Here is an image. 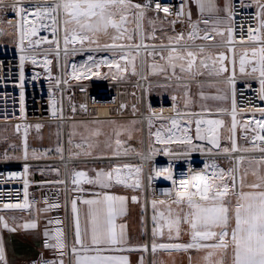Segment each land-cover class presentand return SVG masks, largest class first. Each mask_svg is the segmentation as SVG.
Returning <instances> with one entry per match:
<instances>
[{"label":"rangeland","instance_id":"374dc122","mask_svg":"<svg viewBox=\"0 0 264 264\" xmlns=\"http://www.w3.org/2000/svg\"><path fill=\"white\" fill-rule=\"evenodd\" d=\"M16 7L0 5V11ZM31 8H21L22 36L24 39L36 36L46 50H54L58 46L67 49L63 57L56 51H48L46 55L39 56L37 63H47L45 73L53 77L55 83L61 79L63 84L75 86L76 119L68 122L65 128L58 121L32 123L23 131L15 130L13 125L0 124V160L56 159L66 151L75 162L66 169L61 163H41L33 168L34 177L38 171H44L47 178L62 177L68 171L70 177L83 183L85 188L92 178L106 179L111 169L125 164L138 165L140 173L133 178L134 182L139 178L140 188H126L106 180L131 194L136 210L133 218L143 236L139 247L141 254H147L149 258L148 252L142 249L147 242L155 245L154 253L165 255L233 247L234 235L246 213L244 209L253 206L254 202L264 201L250 197L248 182H243L244 164L257 159L241 158L237 166L227 155L212 159L211 171L215 170L216 176L199 179L191 197L153 200L147 209L145 175L139 157L145 152L168 155L227 154L232 151L234 128L225 113L230 102V89L223 78L234 66V60L240 76L254 75L261 66L264 70V52L261 55L254 45L246 44L237 48L236 54L230 57L225 49L218 48L222 47L218 43L224 40L226 32L211 28L202 30L200 25H208L199 19L197 24L188 18L193 22L191 27L185 22L176 28L171 21L151 12L145 11L147 13L143 12L142 16L137 13L141 23L138 20L135 24L130 44L126 46L122 39L119 40L123 37L120 24L107 19L106 23L100 24L90 15L88 20L72 23L76 28L68 30L64 9L59 27L54 6L43 5L34 7L35 12L27 11ZM144 14L147 15L142 18ZM179 31L182 34L179 35ZM18 37L15 26L0 22V50H16ZM107 39L115 43L108 44ZM141 42L149 46L142 56L129 48ZM117 45L123 48L110 47ZM208 45L223 53L221 71L206 70V65L203 66V63H209L204 60L206 55H210L207 54L210 51L206 48ZM82 87H88L95 93H118L126 103L123 117L98 119L83 115L78 110L80 93L77 91ZM165 101H174V110L180 114L152 116L153 106ZM261 119L257 115H244L238 128H249L248 122L260 125ZM174 132H177L174 134L177 139L172 140ZM115 156L126 158L89 160ZM258 163L261 172L264 161ZM0 213L19 214L14 211ZM196 243L200 245L195 247ZM193 244L196 245L187 247ZM163 245H180V248L171 251Z\"/></svg>","mask_w":264,"mask_h":264},{"label":"built area","instance_id":"2783aa9c","mask_svg":"<svg viewBox=\"0 0 264 264\" xmlns=\"http://www.w3.org/2000/svg\"><path fill=\"white\" fill-rule=\"evenodd\" d=\"M61 1L0 0V5L19 7L0 11V22L15 26L19 35L16 50H0V124L13 125L15 130L23 131L32 123L44 122L59 121L65 128L68 122L76 119L75 86L63 84L61 79L55 83V79L45 73L47 63H37L40 55L53 52L60 46L46 50L36 36L27 39L22 36V6L33 7L27 10L32 12H35L34 7L54 6L60 27L62 14L58 4ZM145 11L171 21L176 28L185 22L189 27L193 25L188 20L187 0H141L139 16ZM263 18L264 0H230V25L222 42L230 56L235 54L239 46L246 44L254 45L263 54ZM202 19L199 18L200 21ZM199 27L209 30L205 25ZM58 36L61 39V35ZM62 57L59 56L60 64ZM27 65L29 71L26 72ZM223 79L230 89V102L225 113L232 126L236 122L232 150L241 154L237 164L241 158L264 161L263 67L254 75L240 76L232 65ZM77 91L82 94V98L79 95L78 110L86 117H123L126 103L122 102L118 93H95L90 92L88 87L77 88ZM55 98H58L56 103ZM163 103L175 107L174 101ZM244 115L259 116L263 118L260 120L262 124L248 122L249 128H238L240 118ZM147 154L146 161H139L145 172V202L191 197L199 179L215 175L216 171H211L210 161L226 155L221 152ZM41 163L55 162L39 159L26 164L16 160H0V212L14 211L34 217L38 207L45 208L48 214V233L41 240V248L46 253L29 260L27 264H54L60 258L69 263L77 252L72 245L70 204L84 198L85 186L73 176L70 177L68 171L62 177L53 178H47L44 171H38L35 178L33 168ZM0 264L6 263L0 261Z\"/></svg>","mask_w":264,"mask_h":264},{"label":"crops","instance_id":"0c3cea01","mask_svg":"<svg viewBox=\"0 0 264 264\" xmlns=\"http://www.w3.org/2000/svg\"><path fill=\"white\" fill-rule=\"evenodd\" d=\"M62 2L68 30L76 28L72 27V23L88 20L90 15L93 21L100 24L106 23L107 19L121 25L119 28L123 37L119 40L122 39V44L129 46L131 31L139 20L136 8L140 0ZM187 7L188 17L193 22L202 17L211 30L227 31L230 25V0H187ZM145 15L147 14L142 18ZM109 40L106 42H110ZM222 42L218 44L222 45ZM112 43L115 42L108 44ZM206 48L210 49L207 53L210 55H206L204 60L211 64L203 63V66L206 65V70L221 71L223 53L216 52L217 47L208 45ZM218 48L225 49L223 46ZM235 62L234 60L236 70ZM254 161L244 164L243 182H248L250 197L264 200V192H260V189L264 190V165L259 172L258 162L261 160ZM106 179L92 178L90 185L85 188L84 198L71 202V237L77 252L69 263L60 258L54 264H264V201L254 202L253 206L244 209L246 213L242 218L243 222L236 230L234 245L230 249L203 248L197 252L170 255L154 253V249L151 254L148 253V258L147 254L144 256L139 250L143 236L133 218L136 210L130 192L116 188ZM47 233L48 214L43 207L36 209L34 217L0 213V261L6 264H27L29 260L45 254L41 248V240Z\"/></svg>","mask_w":264,"mask_h":264},{"label":"bare ground","instance_id":"6f19581e","mask_svg":"<svg viewBox=\"0 0 264 264\" xmlns=\"http://www.w3.org/2000/svg\"><path fill=\"white\" fill-rule=\"evenodd\" d=\"M140 2H141V0H140ZM140 2L138 4H140ZM63 9H64V4L61 1V3L58 4V10L60 11L61 14L63 13ZM138 16H139V13H138ZM61 17H62V15H61ZM61 20H62V18H61ZM139 22L141 23V17L139 18ZM110 47H112V48H123V46H120V45L110 46ZM148 47H149L148 45H145L144 43L141 42L140 44L129 47V48H132V49L138 51L139 54L142 56L144 54V51ZM55 51L58 52L61 56H64V54H66V52H67V49L60 46ZM230 57H232V56H230ZM158 105H160V104H158ZM158 105L153 106L152 114H151L152 116H171V115L177 116L180 114L179 112H175L174 108L170 107V105H165L164 103L160 106H158ZM101 113H104V111H101ZM142 120H145V119H142ZM235 124H236V122L233 123V128L235 127ZM176 133L177 132H174L173 137L170 139H172V140L177 139V137H175V135H174ZM64 134H65V132H64ZM174 143H176V142H174ZM24 149H25V147H24ZM226 155L233 158L234 162H235V166H237V161L241 156L240 152H237L236 150H232V151L228 152ZM123 158L125 159L126 157H116L115 156V157H103V158H98V159L93 158V159H89V160H113V159H123ZM147 158H148V154L146 152L143 153V155L139 157V159L141 161H144L143 159H147ZM47 161L61 163L64 165V167L66 169V167L70 163L75 162L76 160L70 158L67 155L66 151H64L63 155L60 158L47 159ZM23 162H25L27 164L29 162H32V160L24 158ZM141 169H142V167H141ZM142 171H143V174H145L143 169H142ZM137 173L138 174L140 173V166L132 165V164H125L121 168L111 169L107 173L106 177H107V179L111 180L114 184H117V185H120V186H123L126 188H131V187L140 188L139 178H136L135 182H134V178H133V176L136 175ZM214 176H216V174ZM150 205H151V201L147 200V202H146L147 209L150 208ZM196 244L189 245L187 247H194L195 245H196L195 247H197L200 245V243H196ZM201 245H207V244H201ZM163 247L167 248V249H175L176 250V249L180 248V245H163ZM142 249L146 250L149 254H151L153 252V250L155 249V245H153L151 242H147V244Z\"/></svg>","mask_w":264,"mask_h":264}]
</instances>
